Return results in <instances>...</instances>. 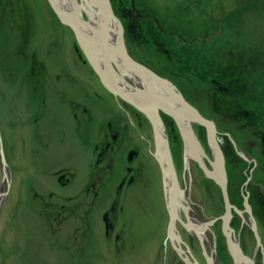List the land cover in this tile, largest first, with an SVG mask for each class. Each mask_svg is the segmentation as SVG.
<instances>
[{"label": "rangeland", "instance_id": "374dc122", "mask_svg": "<svg viewBox=\"0 0 264 264\" xmlns=\"http://www.w3.org/2000/svg\"><path fill=\"white\" fill-rule=\"evenodd\" d=\"M33 2L32 10L23 7L24 18L17 14L11 19L0 20V52L8 56L7 58L0 56V264H149L150 261L146 262L147 254L151 249L149 247H153L154 244L135 245V253L131 252L127 259L120 244L107 234L110 215L118 212V209H113L115 205L121 207L132 199L126 195V188L133 187V183L124 181V178L132 177L130 173L134 169L139 167L140 173L143 174L141 177L138 175L139 177L133 178L134 182L140 184L138 193L140 197L146 194L151 184L154 186L155 173L160 172L162 175L161 167L154 157L156 149L154 126L147 113L156 117L153 114L157 112L161 121L159 130L164 134L168 149V138L158 111L159 107L168 115L170 114L167 110L177 115H185L176 120L183 124L187 123L191 128L192 124L198 123L192 120L190 114H186L185 109L174 98L171 99L176 103H169L170 98L158 87L154 89L156 92L154 98L137 103L147 110L146 113L110 92L89 68L82 67L80 70L74 68V65L67 61L73 54L71 47L76 44L72 29L62 23L55 12L48 8L46 0ZM140 2L155 9L162 17L163 25L154 20L157 31L147 32L145 37L139 40L134 39L133 35V38L129 37L131 43L137 46L136 49L144 47L155 50V57L152 62L150 61L152 65L168 64L177 55L178 60L184 58L185 61H190L200 48L210 56L209 62H220L224 68L231 65L225 59L231 58L233 63L240 65L243 56L254 59L256 53L255 59L259 62L264 61V0ZM27 24L31 30H25ZM21 30L24 31L23 34H20ZM156 33L161 40H157ZM2 36L9 42L2 40ZM122 36L125 42L123 33ZM172 38L174 41L168 42ZM110 39L114 40V36ZM25 44H28L27 50L18 49L19 45ZM177 47H183L179 52L182 56L168 50ZM23 52L28 56L22 61L12 60V55ZM40 59L43 65L29 67L33 60ZM142 65L150 69L145 64ZM181 66L183 64L180 63L179 71ZM57 68H65L66 71L71 68L76 75H80L81 79L78 77L75 82V91L70 90L68 85L70 78L67 76L45 81V69L54 71ZM261 68L264 75V66ZM198 69L200 71V68ZM188 70L180 72L192 76L195 84L203 81V77H208L191 75ZM130 76L135 75H127L124 78ZM137 78L141 80V84L132 86L135 89L131 90L148 89L144 79ZM208 78L218 79L216 76ZM223 80L224 86L232 87L234 92L240 93L239 81L228 82V76L227 78L224 76ZM262 80L259 86L263 92L259 93L264 94ZM80 81L86 82L89 87L96 83L98 86L102 85L109 93L132 105L144 115L148 126L150 123L151 131L138 124L127 127L116 125L115 129L110 131V135H106L104 129L107 126L103 127L98 123L104 121L105 117H111L115 118L116 124L119 122L118 118L122 117L107 113L105 102H98L95 112L79 109L76 113L77 118H74L71 111H68L70 106L64 108L58 94L49 95L58 93L62 83L63 88L70 90L69 97H75L84 103V94H89V90L83 89ZM223 95L224 92L217 96L221 102ZM235 98L236 102L228 107L236 108V104H240L241 97L236 95ZM184 101L191 105L185 99ZM226 103L224 102L221 108ZM79 107H83V104ZM201 107L206 114H210L206 104ZM241 110L242 116L245 117L244 109ZM89 113L94 114L92 120ZM84 117L87 118V122L79 127ZM244 122L245 119L242 118V123ZM176 125L184 143L185 158L196 161L191 157V152L187 154L190 149H186L177 122ZM203 127L208 132L207 128ZM192 130L194 132V129ZM101 136L109 139L99 144ZM195 138L202 148L196 134ZM201 159L205 165L202 157ZM170 160L174 168L171 153ZM203 166L200 165L202 169ZM203 171L212 177L204 169ZM161 177L163 178V175ZM154 209H160L159 203L154 202L152 206L146 194L145 205L140 209L142 215L148 213L145 218L146 224L155 219ZM225 213L226 207L221 218L228 221L229 219H225ZM85 222L91 225L94 233L88 232L83 240L84 235L81 231L79 233V227ZM151 226H155V221ZM115 229L114 224L113 230ZM101 241L110 244L112 248H120L121 253L110 255L112 249L107 246L105 251L101 249ZM96 246L97 253L94 252ZM126 252H130V249L127 248ZM138 255L140 256L136 258Z\"/></svg>", "mask_w": 264, "mask_h": 264}, {"label": "flooded vegetation", "instance_id": "af4514ba", "mask_svg": "<svg viewBox=\"0 0 264 264\" xmlns=\"http://www.w3.org/2000/svg\"><path fill=\"white\" fill-rule=\"evenodd\" d=\"M127 1H129V4ZM111 4L114 13L122 23L124 40L130 54L140 63L145 64L151 70L165 77L169 82L166 85L156 83V87L170 98L168 102L176 103L171 98L177 100V93L180 92L184 99L204 117L216 123V142L220 145L226 162V191L231 205V216L228 221L221 218L225 211L226 203L220 184L214 178L209 177L197 161L192 158H185V147L179 135L176 122L159 107L158 111L167 134L175 174L173 175L174 178L169 176L164 181L160 172L155 173L154 186L152 187L151 184L146 192L149 196L150 204L153 206L154 202H156L160 206L159 210L154 209L155 219L153 221H155V226H151L153 221L149 224L145 223L148 213L144 216L140 212V209L145 205L146 194L140 197V194H138L140 192V184L133 180L138 175L140 177L143 175L140 173V168L137 167L138 169H134L130 173L132 177H126L124 174V181L128 180L133 183V187L126 188V195L131 196L132 199L121 207L111 202V204L115 205L113 209H118V212L116 214L111 213L107 234L116 243L120 244L127 259L131 252L135 253V245L154 244L153 247H149L151 249L147 254L148 260L146 262L150 261L149 264H235L228 246L229 242L237 244L243 255L249 258L246 261H242V264L249 260L253 261L254 264H264V133L257 130L258 126L254 125L249 126L254 129L251 128L243 133L241 130L249 128L244 127L238 131L227 132L222 122L237 121L234 124H237L238 127H243L242 110L240 107H236L231 112L232 108L229 109L226 105L221 108V105L224 102L226 103L225 96L228 94L227 89L229 87L224 86V83L221 85L222 81L219 79L212 80V78L203 77V81L195 84V79L192 76L182 74L178 70L180 63L181 65H187L191 64V61H185L184 58L178 60L177 55L168 64L162 65L164 63H160L159 59H157L160 64L152 65L151 62L155 57V50L145 49L144 47L143 49H136L137 46L131 43V38L129 40V37L133 35L134 39L139 40L145 37V33L157 31L154 27V20H158L163 25L161 22L162 17L155 9L142 4L138 0H133V2L131 0H111ZM132 4H135V7ZM23 7L26 10H32L33 0H0V20L11 19L17 14H21L22 18H24L22 14ZM26 29L31 30L29 24L26 25ZM156 35L158 37L157 40H161L157 33ZM157 40L155 39L156 43ZM173 41L174 39L172 38L168 42ZM75 45L74 43V51H76L80 61L85 62L82 52L79 53L75 49ZM18 49L27 50L28 44L19 45ZM168 50L179 53L183 50V47ZM168 52L174 53L172 51ZM179 55L182 56L180 53ZM15 56L18 61L19 57L23 59L28 55L23 52L18 55L15 54ZM31 56L33 58V55ZM40 64L43 65L42 59L33 60L31 64L29 63V67H40ZM85 68H89L94 73L90 69L89 64H84ZM45 74L47 73L45 72ZM78 77H80L79 74L76 80ZM76 80L69 82L70 90H76ZM126 80L134 87L141 84V80L136 76L127 77ZM80 82L83 89L89 90V94H84V103L75 97H69L70 90L62 88V85L58 92V96L63 102V107L70 106L68 111H71L74 118H77L76 113L79 109L95 112L98 102H105L107 104V113H114L116 117L120 115L122 117L118 118L119 122L116 124H114L115 118L111 117H105L104 121L98 123V125L103 127L107 126L104 129L106 135H110V131L115 129L116 125L127 127L131 124H138L144 129L149 128L151 131L150 123L148 122V126L144 115L132 105L109 93L102 85L98 86L96 83L94 86L89 87L86 82ZM217 87H220L221 90L218 91ZM170 88L172 91H169ZM223 92V102H221L217 99V96ZM93 96H95L94 99ZM82 104L83 107H79ZM204 104L208 106L209 115L202 110L201 106ZM228 113H233L234 117L231 118ZM89 116L91 120L94 118V114L89 113ZM86 122L87 118L84 117L79 127ZM192 128L205 154L210 156L211 144L210 142L208 143L206 129L198 124H192ZM223 138H226V140L223 141ZM231 138L236 140L238 149L234 147H232L234 149L227 148L230 146L225 142L231 141ZM108 139L106 136H101L99 144L105 143ZM147 143L150 145L148 140ZM206 158L204 157L203 159L206 167L212 169L211 161ZM130 170L131 167L129 172ZM93 204L95 206L96 201ZM172 215L174 216L172 217ZM114 224L115 230H113ZM80 231L84 235L82 236L83 240L88 232L94 233L91 225L87 222L81 224L79 233ZM167 232L171 236H168ZM101 242L100 247L104 251L105 246L110 250L112 249L110 255L121 253L120 248H112L110 244ZM127 248L130 249V252H126ZM94 252L97 253V246ZM90 254L92 255L91 252ZM139 256H136V258Z\"/></svg>", "mask_w": 264, "mask_h": 264}, {"label": "water", "instance_id": "95a60500", "mask_svg": "<svg viewBox=\"0 0 264 264\" xmlns=\"http://www.w3.org/2000/svg\"><path fill=\"white\" fill-rule=\"evenodd\" d=\"M50 4L52 10L55 12V14L58 16L59 20L68 25L75 33L76 39L77 37L81 38L85 44L89 43V39H92L94 50L91 48V50H85L84 55L89 58V64H91L94 72H96L97 76L100 79V82L112 93L115 95L120 96L123 100L127 101L128 103L133 104L134 106H137L144 110L147 113V110L138 105L137 103L142 100H147L154 98L156 96V92L154 91L156 87V83H163L165 80L161 81L158 76L154 74V72L145 66H143L140 63L135 62L134 60L130 59L125 51V56L122 59V62L119 63L116 59L119 52H121L124 49V43H123V27L119 21V19L114 15L109 0H91L94 7V21L91 20V23L88 21H85L80 12V8H78L75 5V0H65V3L67 2L68 5L71 4L70 7H66V5H62L64 0L60 2V0H47ZM68 9L74 10V12H67ZM89 26V28H87ZM114 36V40H111ZM122 54V52H121ZM92 55V57L90 56ZM86 57V58H87ZM116 71H120L121 75H118ZM131 73V74H130ZM127 75H135L137 77L143 78L146 82L145 85L148 86V89H145L144 91H132L131 89H135L131 85L127 84L125 82L124 76ZM159 82H156V81ZM124 82L126 86L120 87L118 85V82ZM162 85V84H161ZM166 85V84H165ZM125 90V91H124ZM169 91H172L170 88ZM152 94V95H150ZM174 95L173 93H171ZM176 102L185 109L186 114H190L192 117V120H194L196 123L203 125L207 128L208 132V140L211 144V146H216L217 143L215 141V135L213 123L211 120H208L207 118L201 116L196 109H194L191 105L187 104L182 96L178 94ZM182 103V104H181ZM167 107V106H166ZM170 109L169 107H167ZM171 116L175 118V120H179V117H184L185 115H177L171 110H167ZM148 118L151 120L153 126H154V134H155V140H156V149L154 153V157L157 159L160 167L161 172L163 175V180L165 181L169 176H173L174 168L172 166L171 160H170V152L167 146V143H165V137L163 132H161L162 136L159 134L161 127V121L157 115V112L155 111L152 117L150 114L147 113ZM177 124L179 128L181 129V132L183 134V139L185 142L186 149L190 148L195 151L194 154H191V157L194 159H197V161L200 163V165H204L203 161L201 159V153H200V146L197 142V140L192 135V131L190 130V127L183 125V123H180L177 121ZM194 143L195 148H192L191 145ZM217 151V150H216ZM216 159H218L219 162L223 161L222 158V152L217 151L215 153ZM203 169H205V166H203ZM206 170V169H205ZM217 171V176L214 177L219 184L222 186L223 191L225 193V188L222 184L223 179L220 174V167L217 169V167L214 169L212 173L207 172L209 175H213L214 172ZM174 178V176H173ZM230 204L226 200V213H225V219L229 218L230 215ZM230 244V250L232 251V256L234 259L235 264H239L240 260L243 261V259L246 258L240 251L239 247L237 245ZM240 256V257H239Z\"/></svg>", "mask_w": 264, "mask_h": 264}, {"label": "trees", "instance_id": "16d2710c", "mask_svg": "<svg viewBox=\"0 0 264 264\" xmlns=\"http://www.w3.org/2000/svg\"><path fill=\"white\" fill-rule=\"evenodd\" d=\"M242 52V51H241ZM257 55V53H256ZM256 55L253 58L242 57V62L240 65H237L232 62L231 58L225 59V61L230 65L224 68V65H221L220 62L216 63L215 61L209 62V57L204 53L203 49H199L198 52H195L194 55L190 58L191 64L181 66V70L189 69L188 73L191 75H195L198 77L208 76L213 77L216 76L221 82V85L224 83V76H228V82H238V86L240 93L234 92L233 88H228V94L225 96V101L229 103V105H233L236 102V95L241 97L240 104L237 103V107L243 108L245 111V123L247 125H257V130L264 133V94L259 92H263L260 88L261 79L262 84H264V75L263 68L264 61L259 62L256 60ZM254 60V63H253ZM200 68V71L198 68ZM241 77V78H240ZM240 78V80H238ZM217 79V80H218ZM257 118V122L255 119Z\"/></svg>", "mask_w": 264, "mask_h": 264}, {"label": "bare ground", "instance_id": "6f19581e", "mask_svg": "<svg viewBox=\"0 0 264 264\" xmlns=\"http://www.w3.org/2000/svg\"><path fill=\"white\" fill-rule=\"evenodd\" d=\"M43 1H45V0H43ZM47 1V0H46ZM132 2H133V0H131ZM139 1V0H138ZM60 2H62V0H60ZM110 2V5H111V8H112V4H111V1H109ZM140 2V1H139ZM47 3H48V1H47ZM127 3L129 4V1H127ZM49 4V3H48ZM66 5V7L68 8V7H70L71 6V4L70 5H68L67 4V2L65 3V0H64V2H63V4L62 5ZM33 5H34V2H33ZM50 5V4H49ZM49 5H47L48 6V8L52 11V8L49 6ZM75 5L78 7V8H80V12H79V14H81V16H82V18L85 20V21H88L89 23H91V20L92 21H94V7H93V3H92V1L91 0H75ZM132 6L133 7H135V4H132ZM44 7H45V3H44ZM112 11H113V8H112ZM67 12H74V10H71V9H68L67 10ZM113 13H114V11H113ZM114 15L118 18V16L114 13ZM91 20H90V19ZM119 19V18H118ZM119 21H120V19H119ZM120 23H121V21H120ZM121 25H122V23H121ZM123 27V26H122ZM87 28H89V26H87ZM73 31V30H72ZM24 33V31H20V34H23ZM73 33H74V31H73ZM0 35H1V33H0ZM74 35H75V33H74ZM76 37V36H75ZM1 39L2 40H4V41H6V42H9V40H7L4 36H2L1 37ZM90 41H89V43L88 44H85L84 42H83V40L81 39V38H79V37H77V39H76V45H75V49L80 53V52H82V54L84 55L85 53H83V52H85V50L87 51V50H91V48L94 50V46H93V42H92V39L91 38H88ZM124 43V49L121 51L122 52V54H121V52H119L118 53V55H117V57H116V59H117V61L119 62V63H121L122 62V59H123V57L125 56V53H126V55L130 58V59H132V60H134L135 62H137V63H140L138 60H136L135 58H134V56L132 55V54H130V52L128 51V47H127V44L125 43V42H123ZM5 50H9V49H5ZM71 50H72V52H73V54L71 55V58H70V60H67L68 62H69V64H73L74 65V68H76V69H79L80 70V68H84V64L85 65H88L90 62H89V58L87 57V56H84L83 57V59L85 60V62H82V61H80V58H79V56L76 54V51H74V48L73 47H71ZM124 51H125V53H124ZM0 56H3V57H8L5 53H3V52H0ZM91 57H92V55H90ZM87 57V58H86ZM12 60L13 61H16L17 59H16V56L15 55H12ZM18 61H22V58H18ZM140 64H142V63H140ZM89 66H90V69H92V71L94 72V70H93V68H92V66H91V64H89ZM151 70V69H150ZM187 70V69H186ZM153 71V70H152ZM45 72L47 73L46 75H45V81H47V80H51V79H60L63 75L64 76H67V77H69L70 78V82H73V81H75L76 80V78H77V76L78 75H76L74 72H73V70L71 69V68H69V70L68 71H66L65 70V68H57L56 70H54V71H49V70H47V69H45ZM154 72V74L156 75V76H158L159 77V79L161 80V81H163V80H165V82H163V83H161L162 85H165L166 83H169L167 80H166V78L165 77H163V76H161L160 74H158L157 72H155V71H153ZM95 73V75H97L96 74V72H94ZM116 73L118 74V75H121L119 72H117L116 71ZM34 82H36L35 80H34ZM125 82L127 83V84H129V85H131L126 79H125ZM156 82H159L158 80L156 81ZM72 84V83H71ZM62 85V84H61ZM68 85H70V84H68ZM118 85L120 86V87H122V86H126L125 85V83L122 81V82H118ZM132 86V85H131ZM30 87H36L35 85H30ZM174 87V86H173ZM62 88H63V86H62ZM175 88V87H174ZM65 89V88H64ZM217 90L218 91H220L221 90V88L220 87H217ZM125 91V90H124ZM31 94H34V93H31ZM58 93H56V92H54V93H52V94H49V95H57ZM178 94H180L181 96H182V94L180 93V92H178L177 93V95ZM183 97V96H182ZM227 107L229 106V104H225ZM192 107H194V106H192ZM229 109H230V107H228ZM194 109H196L195 107H194ZM196 111L201 115V116H203L197 109H196ZM231 112H233L234 111V108H232L231 110H230ZM229 115H230V117L231 118H233L234 117V115H233V113H228ZM173 118V117H172ZM174 119V121L176 122V120H175V118H173ZM206 119V118H205ZM234 122H237V121H228V122H222V125H223V127L227 130V132H231V131H238V130H240L241 128H244V127H248L249 129H243V130H241V132L243 133L244 131H249L251 128L249 127L250 125H247L246 123H242V125H243V127L241 126V127H238L237 126V124H234ZM212 123H213V128H214V135H215V141H216V135H217V126H216V123H214L213 121H212ZM183 125H185V127H187V126H189L187 123H184ZM190 127V126H189ZM193 128H191L190 127V130L192 131V135L194 136V138H195V134H194V132H193V130H192ZM252 129H254V128H252ZM159 134L162 136V134H161V132H159ZM252 134V133H251ZM180 135V134H179ZM180 137H182V136H180ZM196 139V138H195ZM246 139V138H245ZM224 140H226V138H223V141ZM228 141V140H227ZM217 143V142H216ZM226 144H228L230 147H227L228 149L229 148H231V149H238V144H237V142H236V140H234L233 138H231V141H228V142H225ZM225 143H223V144H225ZM232 146H231V145ZM193 147L192 148H195V146H194V143H192L191 144ZM232 147H234V148H232ZM190 149V148H189ZM210 149H211V155L210 156H207L206 154H205V152H203V150H202V148H201V157L204 159V157H207L206 159H208L209 161H211V166H212V169H208L207 167H206V165H204L205 166V171L206 172H209V173H212L213 171H214V169L217 167V169H219V167H220V174H221V177H222V179H223V182H222V184H223V186H224V188H225V193H224V191H223V193H224V196H225V203H226V200L228 201V203L230 204V202H229V200H228V196H227V191H226V180H227V172H226V165H225V158H224V156H222V158H223V161H221V162H219L218 161V159H216V156H215V153L217 152V151H221L222 149H221V147H220V145H216V146H211L210 147ZM217 150V151H216ZM189 152H187V154H190V152L193 154V149H192V151L191 150H188ZM222 152V151H221ZM238 153H239V151H238ZM223 155V154H222ZM245 158V157H244ZM249 159V158H248ZM196 161H197V159H196ZM198 162V161H197ZM218 174H217V171L216 172H214L213 173V175H211L212 177H216ZM217 181V180H216ZM218 182V181H217ZM219 183V182H218ZM174 215H172V217H173ZM167 235L168 236H171V234L169 233V232H167ZM260 245H261V243L260 242H258ZM234 246L235 245H237V244H233ZM228 246H230V244H228ZM241 251V250H240ZM242 252V251H241ZM230 253L232 254V251H230ZM243 254V253H242ZM240 257V256H239ZM245 258L246 259H249L248 257H246L245 256ZM243 261H245V259H243ZM243 262L240 260V262H239V264H242ZM244 264H254L253 263V261H251V260H249L248 262H246V263H244Z\"/></svg>", "mask_w": 264, "mask_h": 264}]
</instances>
